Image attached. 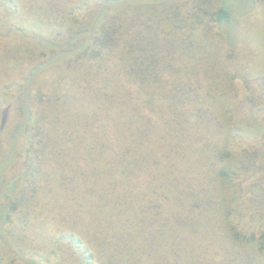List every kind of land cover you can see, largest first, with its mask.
I'll list each match as a JSON object with an SVG mask.
<instances>
[{
	"label": "trees",
	"instance_id": "1",
	"mask_svg": "<svg viewBox=\"0 0 264 264\" xmlns=\"http://www.w3.org/2000/svg\"><path fill=\"white\" fill-rule=\"evenodd\" d=\"M258 7L264 0H0V37L13 32L24 46L0 53L35 76L57 70L48 92L22 82L0 101L12 106L0 131V264H264V75L238 55L236 31ZM203 48L216 61L207 69L196 61ZM80 90L102 96L96 109H70ZM70 145L93 147L104 169L81 194L64 170ZM57 181L75 184L62 207Z\"/></svg>",
	"mask_w": 264,
	"mask_h": 264
},
{
	"label": "rangeland",
	"instance_id": "2",
	"mask_svg": "<svg viewBox=\"0 0 264 264\" xmlns=\"http://www.w3.org/2000/svg\"><path fill=\"white\" fill-rule=\"evenodd\" d=\"M45 2V0H44ZM242 4V3H241ZM39 5V2L36 4L35 7ZM34 14L35 10L33 11ZM250 19H246L245 21L241 22L238 25V28L236 29L237 35H238V55L243 58V62L245 64L250 65V70L253 73V75L261 79V77L264 75V7L257 8L254 12L250 14ZM255 19V20H252ZM2 37L0 47L4 49L5 51L9 49H15L16 51H24V46L21 44L23 42L19 39V37L14 36L13 32H6L3 30V33L1 32ZM19 43V44H18ZM18 44V45H17ZM16 46V47H15ZM210 51L208 48H203V50L200 51L198 58L196 61L200 64H207V58L208 63L216 62L213 57L210 56ZM191 58H187V62L190 61ZM22 63L19 60L12 61L5 52L0 53V101L3 99L11 100V98H14V93H17V89L15 90V87L17 85H20L22 82H24L26 85L25 88H30L33 83V90L32 93L38 92L40 89H42L44 92H48L51 84L55 81V77L57 75V70L55 69H49L47 71L40 72L38 76H35V74H32V69L27 65L26 67L23 66ZM63 65V64H62ZM33 68V66L31 65ZM207 69V65L205 67ZM69 76L73 77L75 75L74 71H68ZM78 77V75H77ZM80 79L77 78V81L74 79V83L70 82L71 85H73L71 88L75 89L77 87V84L80 85L81 82ZM35 81V82H34ZM12 85L11 91L13 94H6L5 88H8ZM73 91V90H72ZM75 93H78L75 96H69L72 101L70 105L71 110H75L76 103L79 104L80 112L89 111L96 109L97 104L99 103L102 96H99L98 94L94 96V93L90 90L87 91H76ZM114 93H118L115 91ZM72 94V93H71ZM9 96V97H8ZM69 99V100H70ZM225 107V106H224ZM12 106H8L2 110H0V131L4 132L8 125L10 124L12 120V112L11 109ZM68 109V105L66 107ZM5 117V123H3V119ZM232 120V121H231ZM64 121L66 122L65 118ZM229 123L233 128L240 127L239 121L234 120L233 118H229ZM82 123L80 121H77L74 125H72L71 129L75 131H79L81 129ZM137 137L136 139L141 138V134L139 129L137 130ZM77 136L73 135V141L75 143V138ZM3 141V139H2ZM3 157L5 160L7 156L9 155V161L10 159L13 160L15 158L14 153H10L6 148V142H3ZM93 147L88 146L85 151H81L77 149L76 146L70 145V150L65 154L64 156V170L74 173L76 175L78 184H79V194H81V188H85V190H88V188L85 186L86 177H91L93 182L100 180L104 173L103 167H100L98 170L95 167L94 168V162L97 161V155L94 153ZM137 158L140 160V157L137 155ZM2 160V161H3ZM232 163V162H231ZM233 166L229 168L228 170L232 171L234 168V163H232ZM58 175V174H57ZM60 175H58L59 177ZM224 199L226 204L230 207L229 199L233 196V194L228 190L230 189V184L227 182H224ZM75 185V184H74ZM70 185L67 190H62V185L56 182V184L53 185V187L56 189V193L58 196L56 197L55 204L58 207H62L64 205V198H65V192L70 191L73 193H76V191H73V186ZM71 189V190H70ZM91 189L96 192L98 190L97 185H93ZM227 192V196H226ZM227 197V200H226ZM80 198V196H79ZM69 205L72 207L76 206L75 203L69 202ZM54 208V207H52ZM57 208V207H55ZM58 209V215L59 212H61V209ZM60 217V216H59ZM57 224L61 223V218L58 219L56 222ZM157 231V230H156ZM158 232V231H157Z\"/></svg>",
	"mask_w": 264,
	"mask_h": 264
},
{
	"label": "water",
	"instance_id": "3",
	"mask_svg": "<svg viewBox=\"0 0 264 264\" xmlns=\"http://www.w3.org/2000/svg\"><path fill=\"white\" fill-rule=\"evenodd\" d=\"M3 123H5V117H4V119H3Z\"/></svg>",
	"mask_w": 264,
	"mask_h": 264
}]
</instances>
